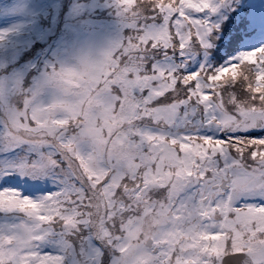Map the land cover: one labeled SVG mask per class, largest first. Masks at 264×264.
Instances as JSON below:
<instances>
[{
    "label": "snow or ice",
    "instance_id": "snow-or-ice-1",
    "mask_svg": "<svg viewBox=\"0 0 264 264\" xmlns=\"http://www.w3.org/2000/svg\"><path fill=\"white\" fill-rule=\"evenodd\" d=\"M114 3L97 55L0 63V264H264V0Z\"/></svg>",
    "mask_w": 264,
    "mask_h": 264
},
{
    "label": "rangeland",
    "instance_id": "rangeland-1",
    "mask_svg": "<svg viewBox=\"0 0 264 264\" xmlns=\"http://www.w3.org/2000/svg\"><path fill=\"white\" fill-rule=\"evenodd\" d=\"M117 11L114 0H0V29L19 26L0 42V63L42 68L95 56L119 34Z\"/></svg>",
    "mask_w": 264,
    "mask_h": 264
}]
</instances>
